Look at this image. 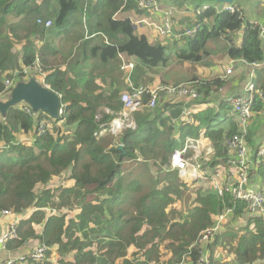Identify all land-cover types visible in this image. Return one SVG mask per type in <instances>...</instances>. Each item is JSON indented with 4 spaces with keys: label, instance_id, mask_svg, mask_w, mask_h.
Here are the masks:
<instances>
[{
    "label": "trees",
    "instance_id": "16d2710c",
    "mask_svg": "<svg viewBox=\"0 0 264 264\" xmlns=\"http://www.w3.org/2000/svg\"><path fill=\"white\" fill-rule=\"evenodd\" d=\"M187 1L196 7L206 0ZM157 2L161 7V1ZM132 11L139 17L134 22L118 16ZM151 18L154 15L140 8L136 0H0V100H7V93L16 81L25 80L24 70L29 69L36 72V77H44L45 85L60 96L63 110L53 120L43 113L34 116L27 106L18 105L7 111L5 120L0 117V215L2 211H11L24 218L17 225L16 239L7 244L15 255L27 254V244L37 241L48 250L55 249L58 257H62L60 264H115L120 258L123 264H157L159 249L167 242V247L164 246L170 253L168 264H199L207 248L214 255L218 247L232 249L236 241V248L228 250L233 252L231 264H264L262 218L244 227L228 226L212 243L199 246L197 238L213 226V215L235 206L238 217L241 206H236L228 195L206 194L197 197V206L187 216L174 210L166 213L167 206L177 200L174 196L179 198L182 194L178 172L168 171L163 190L149 189L145 183V164L137 162V151L146 162L157 160L162 153L168 155L180 149L186 138L202 135L211 142L220 160L213 166L224 165V143L237 133L225 102L218 104L217 112L206 108L191 114L192 124H185L181 116L183 108L200 105L207 99L200 98L189 105L180 100H166L154 111L143 107L133 113L136 129L124 131L122 150L115 146L106 152L104 147L109 143L103 145L96 139L100 125L112 119L103 117L96 121L97 108L103 104L118 112L122 107L119 96L126 88L123 60L135 61L131 76L134 86L153 83L154 78L148 74L158 75L176 59L199 61V52L214 35L231 44L227 50L230 60L242 59L247 64L264 60L257 26L248 23L241 45L235 46L243 24L238 10L232 15L210 9L196 17L193 25L200 24L202 28L187 43V50H174L176 39L173 45L169 39L153 42L145 32L136 34V27L143 29L146 25L141 21L154 22ZM48 19L53 21L49 29L37 23ZM67 31H72L69 39L78 45L61 50L51 39ZM36 66L41 73L34 70ZM107 80L108 90L104 87ZM194 81L200 80L189 82ZM200 82L198 91L204 97L224 83L219 79ZM161 84L167 82L162 80ZM255 86L264 90V76H258ZM147 102L148 97H142V104ZM253 111L258 117L264 104L255 100ZM227 122L229 126L225 128ZM40 123H44L45 129L37 135ZM60 123L63 127L58 126ZM21 135L30 137L29 144L20 141ZM160 161L169 167L166 156ZM127 163L139 164L143 170H138V165L136 169L128 167L126 180L122 173ZM68 169L74 186L60 184L37 192V185L46 184L51 177ZM256 175L264 180V159ZM83 188L91 189L81 193ZM101 192L109 197L99 200L96 193ZM76 207L80 210L76 218L66 221L63 209L73 211ZM50 208L56 211L52 216ZM131 214L134 217L127 219ZM141 223L151 230L145 229L137 236ZM75 232L79 235L74 237ZM131 245L139 253L132 261L125 258ZM46 255L48 258L51 254ZM27 264L52 262L29 260ZM210 264L224 263L218 256Z\"/></svg>",
    "mask_w": 264,
    "mask_h": 264
},
{
    "label": "built area",
    "instance_id": "2783aa9c",
    "mask_svg": "<svg viewBox=\"0 0 264 264\" xmlns=\"http://www.w3.org/2000/svg\"><path fill=\"white\" fill-rule=\"evenodd\" d=\"M140 8L148 9V11L154 15L159 21L146 22V26L152 31L153 35L160 40L169 38L192 41L196 36L197 31L202 28V25L196 24L191 27L177 28V24L174 20L175 10L170 7L163 9L159 6L157 0H136ZM184 1V0H181ZM191 14L193 17H198L203 12L213 9L217 13L226 12L232 15L237 13V10L232 4H223L219 9L217 7L203 4L201 6H192ZM38 24H44L45 27H50L51 22L48 20L42 22L37 21ZM253 26L259 28V38L264 46V24L250 23ZM177 28V29H176ZM243 66L247 69V78L243 90L238 95L230 96L226 99V102L230 108V113L234 122L237 125V133L232 138L228 139L224 143L225 156L224 165L213 166L215 161H220L215 156L213 147H205L200 141L195 138H186L184 145L180 149H175L170 156L169 167L171 170L177 172H187V176L191 181H198L199 179L204 182H208L209 188L212 186L211 194L222 197L228 195L231 197L236 206H241L240 215L237 217L235 206L225 208L223 211L213 216V226L202 231L196 241L199 246L208 245L214 241V237L225 232L228 226H240L244 227L250 221H254L258 218L264 220V184L256 175V171L260 162L264 159V144L259 146L256 151L251 152L247 146L246 136L252 131L253 126V102L255 100L264 104V91L255 87L254 84V70L264 67V60L260 63L255 62L247 64L244 60H231L228 69L226 70V76L231 75L234 68ZM134 69V64L128 63L122 67L125 71V82L127 85L126 92L120 96V102L122 104L123 115L129 117L135 111L145 107L149 111H154L159 105H162L166 100L171 98H177L182 100L185 105L188 103H195L200 98L206 99L198 91L201 80L180 84L178 86L168 85H152L147 86L139 85L134 86L131 83V73ZM35 71L41 73L38 66L34 67ZM249 70V73H248ZM31 71L29 69L24 70V74ZM225 82V78H218ZM197 84V85H196ZM221 88H215L210 91L209 95L214 91H220ZM147 96L148 102L146 105L142 104V97ZM193 106L199 107L197 104ZM30 110V109H29ZM31 112V111H30ZM63 110H59V116L62 115ZM182 121L185 124H192L190 119V112L188 109L182 111ZM45 129L44 123L39 124L37 135L43 134ZM202 136V135H201ZM202 142L208 139L202 136L200 138ZM122 146V145H121ZM188 180V179H185ZM220 183V181H222ZM49 216L56 213L55 210L49 209ZM1 216L11 217L13 220L8 224L6 232L0 238V247L5 252L7 244L16 239V228L18 223L24 218L17 216L11 211H2ZM241 222L244 224L241 225ZM219 248L223 247H218ZM207 250V251H206ZM204 250V254L199 259L198 263H203L205 257L210 254L209 248ZM48 248L40 243L27 254H19L11 256L6 259L0 260V264H25L29 260L33 262H41L46 260V252Z\"/></svg>",
    "mask_w": 264,
    "mask_h": 264
},
{
    "label": "crops",
    "instance_id": "0c3cea01",
    "mask_svg": "<svg viewBox=\"0 0 264 264\" xmlns=\"http://www.w3.org/2000/svg\"><path fill=\"white\" fill-rule=\"evenodd\" d=\"M160 1H161V4H160L161 8H165V9H168L170 7L174 8V10H175L174 20L177 24V28L183 27V26L185 28H187V27H191L193 25V21H195L196 17L192 16L190 7L194 6V4H191L187 0H184V1H181V0H160ZM211 1L212 0H206L203 4L204 5L208 4L210 6L217 7L218 9L221 7V4H224V3H215V1H212V2ZM246 1L247 0H232V2H231L232 5L234 6V8L236 10H238L239 13H241V16L243 18V24H242L240 30L237 32V36H236V40H235V42H237V45L235 44V46H238V47L241 45V36H242L243 31L246 28L248 23L250 24V23L255 22V23H258L261 25L264 24V4L262 7L258 6L256 9L250 10L249 11L250 15L246 16L245 12H244L245 9L241 8V6H240V5H245ZM262 3H264V1H262ZM203 4H201V5H203ZM196 7H198V6H196ZM118 16H120L121 19L129 18L133 22H134V20H137L139 18L138 16H136L134 11H132L129 15H126L124 13H120V14H118ZM48 20L51 22V26H52L53 21L51 19H48ZM48 20H46V21H48ZM151 20L156 21V22L159 21L157 18H151ZM51 26L50 27L44 26V28L49 29V28H51ZM139 30L142 34H144V32H145L148 35V37H150V39L153 40V42H157L160 40L159 38L155 37L151 31H149V29L146 25H144L143 29L140 28ZM143 30H144V32H143ZM75 31H79V29H76ZM71 34H72V31H67L66 33H63L60 36L52 37L51 41L54 44H56L59 49L67 50L68 48H70L73 45L74 46L78 45V42L72 43L73 40L69 39ZM169 40H170L171 44H173L175 42V39H173V38H169ZM182 41L183 40H181L179 42V40H178V42H179L178 44H180V47H181ZM226 58H228V57H226ZM128 63L134 64L135 61L123 60L122 66H124ZM134 66H135V64H134ZM227 69H228V67H226V70ZM226 70H225V72H226ZM123 72H124V84H126V82H125V73L126 72L125 71H123ZM133 72L134 71H132L131 74H133ZM248 73H249V70H248ZM224 75L226 76V73H221L220 75H214L215 78L214 77L211 78V79H216L219 77L225 78V82L221 85V90L218 92L217 91L212 92L208 97H206L207 100L205 102L200 103V105H198L199 107L191 106L190 108H187L188 111L190 112V115L194 114L197 111L198 112L203 111L206 108H212L214 111L217 112L218 111V104L220 102H225L227 104L226 99L228 97L238 95L239 93H241V91L243 90V87L245 85V82H246L247 69L243 66H238V67L234 68L233 73L231 75H229L228 77H225ZM148 76L154 78L153 83L156 82L157 80L161 81V73H159L158 75L148 74ZM258 76L259 77L264 76V67L257 68L256 70H254V84H257ZM158 83L159 82H157L155 84H158ZM186 83H188V82H186ZM180 84H182V83H180ZM108 85H109V80H107V85L104 86L106 90L109 89ZM184 109H186V108L184 107L183 110ZM261 114H264V111H262ZM229 115H231L230 112H229ZM181 116H183V114H181ZM103 117H111L112 119L108 123L100 125V131L96 135V139L101 141L103 143V145H106V143H109L108 147H104L106 152L110 148H113L115 146H118V149H119V147H120L119 145L121 144V140H122L121 138H122L124 131L126 129H131L132 131H134L136 129V121H135L136 119H134L135 115L131 114L129 117H127V116L125 117L123 115L122 107L118 112H113L111 109H109L108 107H106L102 104L97 108L96 118L98 121H100ZM58 126H60V124H58ZM249 135H250L249 137H250L252 149L257 150V148L259 146L264 144V120L262 118H260V116L259 117L254 116L252 131ZM201 137L202 136L200 135L198 138H195V139L200 141V143H202V145H205V147H213V145L211 144V142L209 140L202 142V140L200 139ZM29 138L30 137L29 136L27 137V135H21L20 141L24 140V141L29 142ZM173 138H177V135H173ZM183 145H184V142L182 143V146ZM170 156H171V153H168V155H166L167 163H169ZM137 162H139L140 164H147V162H141L138 160H137ZM149 162H152V161H149ZM136 167H137V165H134L133 167H130V169H136ZM67 171H69V174H70L71 169H68ZM145 171H146V173L148 172V170L146 168H145ZM187 173H188V171L187 172H178V178H179V181L181 183L186 184L185 179L189 180ZM259 179L264 184V180L261 178H259ZM48 184H49V182H48ZM48 184H47V187H48ZM60 184L63 185L64 187H72V186H74L75 183L73 180L70 179V175H69V176H67V178L65 176H63V180ZM60 184H58L56 187H58ZM56 187H54V188H56ZM103 195H104V197H101L100 195H98L96 193V197L99 198V200L107 199L109 197V196H106V194H103ZM79 211L80 210L77 207L73 211H70L67 208L63 209V213L66 214V218L68 221L73 219V218H76L75 215ZM12 220H13V218H11V217L7 218V217H3L0 215V238L3 236V234L5 233V231L7 229L8 224ZM37 230H39V229H37ZM74 235L77 236V235H79V233L75 232ZM35 243H36L35 241L29 242L27 244L26 248H28L29 250L33 249L35 247ZM52 251L56 252V250H52ZM131 251L132 250H128V253L130 254ZM9 253L10 254H8V251L5 252L4 250H2L0 247V260L6 259V258L11 257V256H16L12 251H9ZM129 254H127V257H126V259H128V260H129V256H132ZM25 264H27V263H25Z\"/></svg>",
    "mask_w": 264,
    "mask_h": 264
},
{
    "label": "rangeland",
    "instance_id": "374dc122",
    "mask_svg": "<svg viewBox=\"0 0 264 264\" xmlns=\"http://www.w3.org/2000/svg\"><path fill=\"white\" fill-rule=\"evenodd\" d=\"M262 1H264V0H247L245 5H240V6H241V8L245 9L244 10L245 15L249 16L250 10L256 9L258 6H260V7L263 6L264 3H262ZM221 6H223V4H221ZM138 28L139 27L136 28V31H135L136 34L141 33L139 30L140 28L139 29ZM208 28H209V26H208ZM149 31H151V30L149 29ZM143 32H144V30H143ZM188 42H189L188 40L182 41L181 47H180V44H178L174 50H176L177 48H182L184 50H187V46H188L187 43ZM234 44L237 45V42H235ZM230 46H231V44L229 42H227L222 36L214 35L213 37H211L210 39L207 40L205 48L203 50L205 52H203V51L199 52L198 55L201 58L199 61L176 59V60L169 63V68L167 70H161L160 71V73L162 75L161 81L157 80L154 83L145 84V87L152 86V85H159V84L163 85V84H161L162 80L167 82L168 86H176V84H180V83L184 84V83L189 82L193 79L203 81V80L211 79L212 77H214V75H220L221 73H225L226 67H229V64L231 62V60L229 58H226L227 57V50L229 49ZM167 53L170 55L174 54L171 51H168ZM27 74H30V72H27ZM32 74H34L36 76V72L33 71V72H31L30 75H32ZM30 75H27V76L25 75V80H27L30 77ZM228 76L229 75H227V77ZM43 78H38V80L40 82H42L44 86H46ZM216 79H218V78H216ZM16 82H18V81H16ZM157 82H159V83L155 84ZM131 83H132V80H131ZM132 85H133V83H132ZM125 87H126L125 90L121 91L120 96H122L126 92V89H127L126 84H125ZM120 96H119V101H120ZM168 100H170V99H168ZM171 100L179 101L177 98H171ZM0 101H2V100H0ZM180 101H182V100H180ZM60 110H62V108H60ZM197 112H195V113H197ZM261 113L262 112L259 113L258 117L260 116V118H262L264 120V114H261ZM254 116H255V113H254L253 117ZM95 120L98 121L96 117H95ZM47 122L49 123V121H47ZM60 126H62V123H60ZM228 126H229V122L224 123L225 128H227ZM64 130L65 129L62 128V131H64ZM95 135H97V134H95ZM248 138L250 139L249 136H246L245 139H246L247 146H248L249 150L251 152L256 151V149H252L251 141L249 142L247 140ZM21 142L25 143V144H29L27 141H24V140H22ZM119 146H121V145H119ZM136 154L138 156V158H137L138 161L146 162V160L143 159V157L141 156V154L138 151ZM163 156L165 157L166 154L162 153V154L158 155L159 159L152 160V162L147 161V164L144 165V168H146L148 170L147 173L145 171V175H147V177L145 179V183L149 189H154L156 187L157 190H163L165 184L167 183L166 175L168 174V171L171 170V168L166 166V165L161 164L160 159ZM132 164L133 163H127L126 168L122 173V176H124V179H126V180H128L127 174L129 172V170L127 168L133 167ZM136 165L139 166L138 170L139 169L143 170L139 164H136ZM69 175H70L69 171L63 170L60 173L51 177L52 178V179H50L51 181L50 180L48 181L49 184L47 182L46 184L37 185L35 188H36L37 192L38 191L42 192L43 190L48 189L47 184H48V186H50L52 188L56 187L58 184H60L62 182L63 176H65L67 178V176H69ZM129 179H131V177ZM156 181H159V183H155ZM185 182H186V184L182 183L183 185L180 189L182 194L180 195L179 198H177L176 196L173 195L177 200L174 201L172 204L167 206V208L165 209L166 213H170L172 210H174V211L180 212L181 216H183V217L187 216L191 212L190 210H192V208L197 206L196 199L198 196L211 194L212 186L209 188L208 182H204L201 179H199L198 181H193V182L191 180H185ZM222 182H223V180L220 181V183H222ZM89 189H91V188H88V189L83 188L81 190V193H83L84 190L87 192V190H89ZM104 194H107V193H104ZM98 195H100L101 197H104L102 192ZM213 216H212V221H213ZM131 217H134V216L131 214V215H128L126 218L128 219ZM105 218L107 219L106 213H105ZM65 220L68 221L67 218H65ZM242 224H244V222H241V225ZM145 229L151 230L148 228V226L145 223L139 224L137 226V231H138L137 236H140L144 232ZM74 237H75V235H74ZM66 239H68V238L66 237ZM35 242H36L35 245L39 243L37 241H35ZM162 244L163 245L159 249L160 250V253H159L160 259H159V263H157V264H168V262L170 261V253H169V250L166 248L167 242H164ZM236 246H237V242L234 241L232 243V249H228V248H219V250L216 249V253L214 255L208 254V256L205 257L204 262L199 263V264H210L215 259H218V256L220 257V261L222 263L231 264L233 261V252H230L228 250H234L236 248ZM52 250H55V249H49L46 252V254L49 252L51 254L48 258L46 255V260H48V259L51 260L52 264H60L59 262L62 260V257H60V256L58 257L57 253L52 251ZM128 250H132L130 254L127 253L129 255H132V256H129L130 261H132L135 257L139 256V253L137 252L138 250H136L132 245ZM115 264H123V259H121V258L118 259Z\"/></svg>",
    "mask_w": 264,
    "mask_h": 264
},
{
    "label": "water",
    "instance_id": "95a60500",
    "mask_svg": "<svg viewBox=\"0 0 264 264\" xmlns=\"http://www.w3.org/2000/svg\"><path fill=\"white\" fill-rule=\"evenodd\" d=\"M217 3L232 4V0H212ZM6 101H0V117L5 120L7 111L18 105L27 106L36 116L40 113L48 115L51 119L59 118L61 98L58 94L44 86L38 78L32 74L27 80L15 83L7 93ZM123 146L119 147L121 150Z\"/></svg>",
    "mask_w": 264,
    "mask_h": 264
},
{
    "label": "bare ground",
    "instance_id": "6f19581e",
    "mask_svg": "<svg viewBox=\"0 0 264 264\" xmlns=\"http://www.w3.org/2000/svg\"><path fill=\"white\" fill-rule=\"evenodd\" d=\"M212 2V1H211ZM215 3H217V2H215ZM146 12V11H145ZM199 90V89H198ZM193 182V181H192ZM191 183V182H190Z\"/></svg>",
    "mask_w": 264,
    "mask_h": 264
}]
</instances>
